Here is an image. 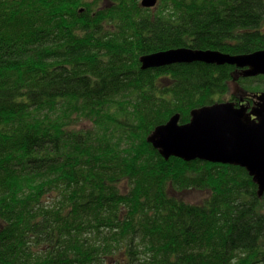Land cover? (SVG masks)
Segmentation results:
<instances>
[{
    "label": "trees",
    "instance_id": "1",
    "mask_svg": "<svg viewBox=\"0 0 264 264\" xmlns=\"http://www.w3.org/2000/svg\"><path fill=\"white\" fill-rule=\"evenodd\" d=\"M141 1L0 0V264H264L249 172L166 160L148 142L175 115L252 106L264 76L139 62L260 52L264 0ZM189 190L208 196L175 194Z\"/></svg>",
    "mask_w": 264,
    "mask_h": 264
},
{
    "label": "water",
    "instance_id": "2",
    "mask_svg": "<svg viewBox=\"0 0 264 264\" xmlns=\"http://www.w3.org/2000/svg\"><path fill=\"white\" fill-rule=\"evenodd\" d=\"M159 0H142L143 8H155ZM142 70L174 64L196 62L208 65H231L239 77L264 76V50L249 55L232 56L217 51L180 48L144 56ZM252 107L233 102L217 103L196 109L191 121L180 124V114L156 128L148 138L149 144L169 160L171 157L186 162L206 161L214 164L238 166L246 169L259 196H264V92L252 95Z\"/></svg>",
    "mask_w": 264,
    "mask_h": 264
},
{
    "label": "rangeland",
    "instance_id": "3",
    "mask_svg": "<svg viewBox=\"0 0 264 264\" xmlns=\"http://www.w3.org/2000/svg\"><path fill=\"white\" fill-rule=\"evenodd\" d=\"M105 4H106V2H101L100 6H104ZM254 85H257V86L254 87L251 91V93H253V95L261 94L262 92H264V84L261 83L259 85V83H256ZM230 89H231L232 94H238L240 96H241V94H243V91H242L243 88H240V86H238L236 83H231ZM226 101H229V100H226ZM175 194L178 196V198H181L183 201H185L187 203H192V204L201 203L208 196V194H206L204 192L195 191V190L184 191L181 193L176 192Z\"/></svg>",
    "mask_w": 264,
    "mask_h": 264
},
{
    "label": "flooded vegetation",
    "instance_id": "4",
    "mask_svg": "<svg viewBox=\"0 0 264 264\" xmlns=\"http://www.w3.org/2000/svg\"><path fill=\"white\" fill-rule=\"evenodd\" d=\"M255 102V101H254ZM254 102H253V104H254ZM242 104H244V105H249V103H245V100L244 99H242V102H241V104L239 105V106H241ZM253 104H252V106H253ZM251 105H250V107H252Z\"/></svg>",
    "mask_w": 264,
    "mask_h": 264
},
{
    "label": "bare ground",
    "instance_id": "5",
    "mask_svg": "<svg viewBox=\"0 0 264 264\" xmlns=\"http://www.w3.org/2000/svg\"><path fill=\"white\" fill-rule=\"evenodd\" d=\"M142 57H144V56H142ZM142 57H141V58H142Z\"/></svg>",
    "mask_w": 264,
    "mask_h": 264
}]
</instances>
